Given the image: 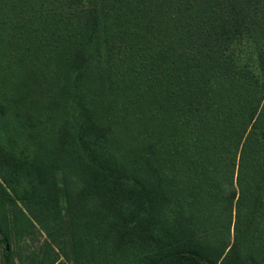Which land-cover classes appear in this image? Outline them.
I'll use <instances>...</instances> for the list:
<instances>
[{"label": "trees", "instance_id": "1", "mask_svg": "<svg viewBox=\"0 0 264 264\" xmlns=\"http://www.w3.org/2000/svg\"><path fill=\"white\" fill-rule=\"evenodd\" d=\"M0 193L73 264H264V0H0Z\"/></svg>", "mask_w": 264, "mask_h": 264}, {"label": "rangeland", "instance_id": "2", "mask_svg": "<svg viewBox=\"0 0 264 264\" xmlns=\"http://www.w3.org/2000/svg\"><path fill=\"white\" fill-rule=\"evenodd\" d=\"M235 53L239 62L247 61L257 71L254 51L249 43L240 45ZM14 211L12 206H7L10 234L7 241L0 234V264H48L55 254L57 260L54 264H73L61 239H57V244L53 243L47 230L38 225L25 228L21 222H16L18 214ZM8 246L9 253L6 254Z\"/></svg>", "mask_w": 264, "mask_h": 264}]
</instances>
